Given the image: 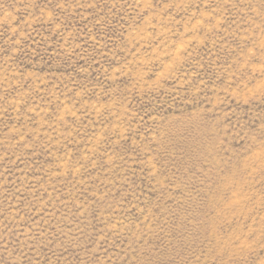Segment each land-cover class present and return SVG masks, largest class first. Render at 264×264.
Listing matches in <instances>:
<instances>
[{"label":"rangeland","instance_id":"1","mask_svg":"<svg viewBox=\"0 0 264 264\" xmlns=\"http://www.w3.org/2000/svg\"><path fill=\"white\" fill-rule=\"evenodd\" d=\"M0 264H264V0H0Z\"/></svg>","mask_w":264,"mask_h":264}]
</instances>
